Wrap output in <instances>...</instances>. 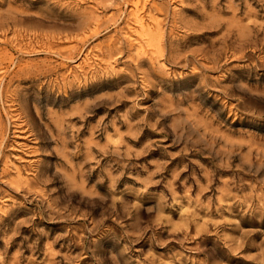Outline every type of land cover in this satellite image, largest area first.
I'll list each match as a JSON object with an SVG mask.
<instances>
[{
    "label": "rangeland",
    "instance_id": "obj_1",
    "mask_svg": "<svg viewBox=\"0 0 264 264\" xmlns=\"http://www.w3.org/2000/svg\"><path fill=\"white\" fill-rule=\"evenodd\" d=\"M0 264H264V0H0Z\"/></svg>",
    "mask_w": 264,
    "mask_h": 264
}]
</instances>
